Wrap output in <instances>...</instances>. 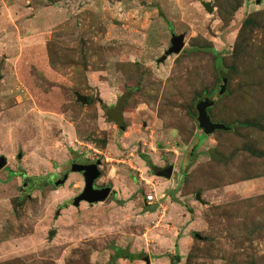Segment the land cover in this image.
I'll use <instances>...</instances> for the list:
<instances>
[{
  "label": "rangeland",
  "instance_id": "rangeland-1",
  "mask_svg": "<svg viewBox=\"0 0 264 264\" xmlns=\"http://www.w3.org/2000/svg\"><path fill=\"white\" fill-rule=\"evenodd\" d=\"M0 156V264H264V0H0Z\"/></svg>",
  "mask_w": 264,
  "mask_h": 264
},
{
  "label": "water",
  "instance_id": "water-1",
  "mask_svg": "<svg viewBox=\"0 0 264 264\" xmlns=\"http://www.w3.org/2000/svg\"><path fill=\"white\" fill-rule=\"evenodd\" d=\"M202 6L209 13L213 12V7L210 2H202ZM184 46L183 43V35H172L170 41V48L165 52L163 57L159 60L164 61L168 55L170 54H178ZM227 83V77L225 75L222 76V85L219 89V93H222L225 89V85ZM76 100L81 102L82 104L86 103V98L79 93H75ZM214 104V100H210L208 98H202L199 100L197 104V113H198V123L199 126L203 129L204 133L210 134L215 130H227L229 127L224 124L212 122L209 114L207 112V108L211 107ZM20 157V155H19ZM101 161L96 160L92 161H83L70 163V167L68 171L64 172L62 175V183L67 179L69 173L77 172L80 173L83 177L84 186L79 195L73 199L74 205L78 206L81 202H87L88 204H94L98 202L105 201L110 192L111 188L104 187L101 189L94 188V182L101 177V173L98 169ZM6 165V159L3 156H0V170ZM154 173L158 177L170 179L173 173V166L168 165L164 168H153ZM50 178L47 179L49 181ZM196 199L201 201L199 193L196 194ZM143 260L149 264V258L145 256Z\"/></svg>",
  "mask_w": 264,
  "mask_h": 264
},
{
  "label": "trees",
  "instance_id": "trees-1",
  "mask_svg": "<svg viewBox=\"0 0 264 264\" xmlns=\"http://www.w3.org/2000/svg\"><path fill=\"white\" fill-rule=\"evenodd\" d=\"M214 53H215V52H214ZM215 54H216V53H215ZM216 55H217V54H216ZM218 59H219V57L217 56L216 60H218ZM220 79H221V81H222V76H220ZM119 101H120V100H119ZM111 110H112V109H111ZM114 121H116V123L119 125L120 129H122V130L124 129V125H123V123H122V119H121V118H118V119H116V120H114ZM224 125H225V124H224ZM237 125H238V126H242V123H241V122H238ZM225 126H227V125H225ZM227 127H229V126H227ZM210 156H211V158L216 159V160H221V161H225V160H226L225 157H223L222 155L214 154L212 151H211V153H210ZM154 167H155V166H152V168H154ZM120 252H121V250H120L119 248H116V249H115V253H117V255H118ZM127 256H129V255H125L124 257H122V256H118V257L129 259V257H127ZM174 260L179 261V257L176 256ZM171 264H173V263L171 262Z\"/></svg>",
  "mask_w": 264,
  "mask_h": 264
},
{
  "label": "crops",
  "instance_id": "crops-1",
  "mask_svg": "<svg viewBox=\"0 0 264 264\" xmlns=\"http://www.w3.org/2000/svg\"><path fill=\"white\" fill-rule=\"evenodd\" d=\"M175 205V204H174ZM173 206V205H172ZM171 207V206H170ZM188 236L184 237V238H180L178 240V244H177V250L179 248V251L181 253H184L185 252V247H187V244H188ZM178 255L180 256V254L178 253ZM171 264V263H170Z\"/></svg>",
  "mask_w": 264,
  "mask_h": 264
},
{
  "label": "flooded vegetation",
  "instance_id": "flooded-vegetation-1",
  "mask_svg": "<svg viewBox=\"0 0 264 264\" xmlns=\"http://www.w3.org/2000/svg\"><path fill=\"white\" fill-rule=\"evenodd\" d=\"M85 161H91V160H85ZM94 161H96V160H94ZM94 161H92V162H94ZM100 161V160H99ZM80 162H83V161H80ZM71 163H76V162H71ZM98 180V179H97ZM52 181V178H50V180H49V182H51ZM104 187H106V186H104V185H101V186H98V185H96L95 184V182H94V188H96V189H101V188H104ZM112 192V191H111ZM110 192V193H111ZM79 195V194H78Z\"/></svg>",
  "mask_w": 264,
  "mask_h": 264
},
{
  "label": "built area",
  "instance_id": "built-area-1",
  "mask_svg": "<svg viewBox=\"0 0 264 264\" xmlns=\"http://www.w3.org/2000/svg\"><path fill=\"white\" fill-rule=\"evenodd\" d=\"M146 202H148V203L154 202V195L146 196Z\"/></svg>",
  "mask_w": 264,
  "mask_h": 264
}]
</instances>
